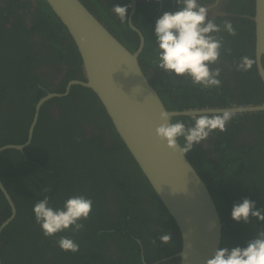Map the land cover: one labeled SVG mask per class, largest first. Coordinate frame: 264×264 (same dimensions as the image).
Returning <instances> with one entry per match:
<instances>
[{
	"label": "trees",
	"instance_id": "obj_1",
	"mask_svg": "<svg viewBox=\"0 0 264 264\" xmlns=\"http://www.w3.org/2000/svg\"><path fill=\"white\" fill-rule=\"evenodd\" d=\"M91 12L85 0H80ZM253 1L244 0L233 7L245 5L246 14L253 15ZM37 10L33 14L35 29L42 44L35 42H0V65L7 57L13 64L14 73L10 76L12 86L0 90L3 95L12 90L20 95L17 100H28V104L12 108L10 120L0 119V146L22 144L27 139V129L32 120L34 105L48 92L63 93L69 80H84L79 53L73 40L52 12L45 0H37ZM98 14L104 13L96 3ZM105 14V13H104ZM95 15V14H94ZM103 23L104 16H96ZM107 17V16H106ZM113 20V19H112ZM237 31L236 36L227 32L218 33L224 39L221 57L213 68L229 65L225 71L221 68V85L218 88L203 89L194 86L188 77H176L159 69L154 63L156 43L145 38L144 47L138 62L146 76V66L155 71V77L149 82L157 91L161 102L169 110L189 108L227 107L229 105L260 104L264 101V87L257 73L254 44V22L248 17H229ZM109 30L130 51L137 48L138 42L127 38L114 25ZM124 30H128L124 26ZM31 34V31L29 32ZM144 33V32H143ZM10 42V43H9ZM47 42L48 45H45ZM9 43V44H7ZM38 46H36V45ZM227 49H231L228 53ZM45 52L53 59L54 65L63 62L66 75L61 88L53 90L43 84L30 72L29 64L36 58L35 52ZM7 55V56H5ZM254 60L248 71H237L236 64L241 57ZM264 64V63H263ZM240 79V93L231 92L229 79ZM42 84V83H41ZM18 85H25L18 89ZM25 92L26 94H22ZM73 95L76 110L71 117L62 113V127L54 130L50 127L47 107L56 103L63 105ZM254 96V100L251 98ZM2 99H5L2 96ZM6 100V99H5ZM94 92L80 85H73L67 96L53 97L40 105L39 118L34 127L31 142L22 151L6 149L0 153V180L11 196L16 214L0 231V258L3 264H177L174 254L181 249L180 233L174 220L163 206L144 174L123 144L114 129L104 107ZM22 111L16 115L20 110ZM22 118H19L21 117ZM25 116V117H24ZM256 121L257 138L253 143L238 140L236 134L247 128V122ZM20 121L14 133L15 121ZM97 127L99 135L91 140L103 142L94 146L83 138L82 129L89 121ZM173 122L183 121L187 126L194 123L193 117L180 115L172 117ZM253 126V124H251ZM226 132L213 131L214 147L218 157L208 158L203 149L196 145L185 156L196 170L215 202L221 219L222 237L220 247L231 249L246 246L254 234L264 229V221L250 217L249 223L235 222L230 213L233 204L243 198L255 201V208L264 214V113H237L226 125ZM109 130L110 139L103 138V132ZM82 138H81V137ZM236 138V140L234 139ZM212 142L210 136L207 138ZM181 144L183 140L181 139ZM43 187L50 188L44 193ZM114 193L112 199L108 194ZM237 193V194H236ZM47 195L54 208L62 207L64 201L75 195H83L93 201L92 211L87 220L80 221L87 231L77 233L69 230L45 237L36 223L34 204ZM10 215V208L0 191V224ZM171 235L168 244L160 241L161 234ZM61 236L71 237L79 244L76 253L62 251L56 241ZM108 248V254L105 249ZM50 256H47V255Z\"/></svg>",
	"mask_w": 264,
	"mask_h": 264
},
{
	"label": "water",
	"instance_id": "obj_2",
	"mask_svg": "<svg viewBox=\"0 0 264 264\" xmlns=\"http://www.w3.org/2000/svg\"><path fill=\"white\" fill-rule=\"evenodd\" d=\"M45 1L73 40L81 59L84 80H70L64 93L48 92L41 97L34 105L26 141L2 145L0 153L6 149L22 151L30 144L41 104L52 97L67 94L71 85L92 90L177 226L181 239V249L174 254L179 258L177 264H205L220 247L223 224L206 183L187 157L167 148L165 142L156 137L155 128L161 123L160 113L166 111L171 117L212 115L224 110H231L234 114L264 113V101L244 106L166 109L139 65L143 42L136 50L130 51L80 0ZM247 17L254 22L255 61L264 87V0H254L253 15ZM0 191L10 208V215L0 224L1 231L14 219L16 208L1 180ZM0 264H3L1 258Z\"/></svg>",
	"mask_w": 264,
	"mask_h": 264
},
{
	"label": "clouds",
	"instance_id": "obj_3",
	"mask_svg": "<svg viewBox=\"0 0 264 264\" xmlns=\"http://www.w3.org/2000/svg\"><path fill=\"white\" fill-rule=\"evenodd\" d=\"M177 9L165 11L156 20L154 36L156 57L154 63L166 73L176 77H188L194 86L203 89L218 88L221 80L220 67L213 68L219 62L224 38L217 35L222 30L230 36H236L237 31L230 20L218 25L208 18V8L200 0H175ZM129 5H112L111 11L121 20L126 21ZM230 53L231 49H227ZM254 60L250 57H241L236 64L237 71H248L252 68ZM204 111L203 113H207ZM215 113V112H214ZM234 117L231 110H224L219 114H199L193 116L194 123L187 126L183 121L173 122L168 112L160 113L161 123L155 128L156 137L165 142L166 147L181 156L186 155L196 145L205 141L215 130L226 132V124ZM181 139L183 144H181ZM42 192L47 193L50 188L43 187ZM93 201L83 195L67 198L62 207L54 208L50 198L45 195L33 207L36 223L40 226L45 237H52L57 233L69 230L73 233L84 229L80 221L87 220L92 211ZM231 219L235 222L249 223L250 217L264 221L262 210L255 208V201L243 198L240 203L233 204ZM160 241L168 244L171 235L165 232L159 237ZM57 246L66 252L76 253L79 244L71 237L61 236ZM205 264H264V229L257 231L247 241L246 246L219 247Z\"/></svg>",
	"mask_w": 264,
	"mask_h": 264
},
{
	"label": "flooded vegetation",
	"instance_id": "obj_4",
	"mask_svg": "<svg viewBox=\"0 0 264 264\" xmlns=\"http://www.w3.org/2000/svg\"><path fill=\"white\" fill-rule=\"evenodd\" d=\"M85 1L89 7H90V3L91 5L94 6L93 10H95L94 13L95 16H101V17L104 16L103 24L109 30L110 29L112 31L115 30L114 25L117 22V28L119 31H122L127 38L134 39V41L138 42L137 48L140 42H143V47H144V42H146L145 38L151 39L153 42H155V36L153 31L156 20L162 15L163 12L175 11L177 9L175 0H85ZM243 1L244 0H200V3L208 8V18L213 19L215 23L221 25L222 27L223 22L225 20H229V17L245 18L248 16L246 14L245 5L233 7L236 4ZM96 3H98L103 8L105 14L104 13L98 14L97 11L98 7L96 6ZM114 4L120 6H124L126 4L129 5L126 13L125 22H121V20L111 11L112 5ZM37 6H38L37 0H0V42H7V41L35 42L41 45L43 41L38 31L35 29V24L33 23L34 22L33 14L37 10ZM253 6H254V1H253ZM124 26H127L130 31L124 30L123 29ZM30 31L31 34L29 33ZM223 32L226 31L222 30L220 33ZM230 41L231 40L229 39H224V42H230ZM44 44L48 45L47 42H44ZM50 46L48 45L49 48ZM34 55L36 58L32 61L31 64H29V66L31 65L33 67V69L30 70V72L34 74L38 78V80H40V83L37 84L38 88L44 89L45 87L43 84L49 85L53 90H57L61 88V84L62 82H64V78L66 75V68H67L66 65L63 62H61L59 65H54L52 62L53 61L52 57L48 56L45 52H40V51L35 52ZM2 58H0V61L2 60ZM220 68L224 69L225 71H228L230 69V66L221 65ZM14 69L15 68L13 64L7 60V57H5V59H3L0 65V90H4L5 86H12L10 76L14 73ZM146 73H147L146 77L149 79V81L154 79L155 71L149 66H146ZM69 81L66 82L65 88ZM239 83H240V79H236V78L229 79V88L231 89V92H234L233 90H235L236 93H240L242 91V88L239 87L240 85ZM24 87L25 85L23 86L18 85L17 88L23 89ZM68 93L63 96H67ZM22 94L25 95L26 93L23 92ZM19 95L20 94L14 90H12L10 93L6 91L5 95L1 93L0 119L10 120V118L14 116V114L9 115V112L12 110V108L16 107V109L18 110L20 106L29 103L28 100L24 99L23 102L21 100H17V104H14L13 99L11 98ZM2 96L6 100L2 99ZM254 96L255 95H252L251 98L253 99ZM77 97L78 95H73L71 99L68 100V102L64 103L63 105H59V107L58 104L56 103H52L47 107L48 115L51 121L50 127L52 129L56 130L59 127H62L61 121H62L63 112H66L69 115L71 114V117L74 115L76 110L75 103H77L78 101V100L76 101L75 98ZM250 105H256V104H250ZM232 106H237V105H232ZM21 111L22 109L18 113H16V115L19 114ZM249 113H253V112H249ZM19 118H22V116ZM38 118H39V113H38ZM250 119L252 121L249 123L247 122V128L245 130H242L241 132H238L236 136L238 140L246 141L247 143L251 142L254 144L258 135L255 130L257 123L256 121L253 122L252 118ZM251 124H253V126ZM18 126L20 131L21 123L20 121L16 120L12 127L14 133H17ZM82 129L84 130L83 138L87 141V143H92L91 140L93 139V137L95 135L100 134V132L97 131V127L93 125L91 120ZM215 137L216 135L211 134L210 139H212V142L209 139H206L201 144H199V146L203 149L204 154L208 156V158L211 157L216 158L219 156V153L214 147L215 142H213V138ZM103 138L106 139L107 141L110 139L109 130L103 132ZM234 139L236 140L235 137ZM96 142L98 143L96 144L92 143V144L94 146L100 144L103 145V142L101 141L96 140ZM108 194L110 196V199H112L114 193L110 194L108 192ZM82 231L85 233L87 229L84 227ZM108 248L109 246H107V248L105 249V252L107 254H108ZM47 256L50 255L48 254Z\"/></svg>",
	"mask_w": 264,
	"mask_h": 264
}]
</instances>
